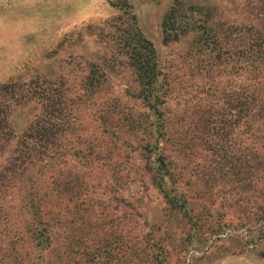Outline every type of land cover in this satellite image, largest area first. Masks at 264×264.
Returning <instances> with one entry per match:
<instances>
[{
  "label": "trees",
  "instance_id": "1",
  "mask_svg": "<svg viewBox=\"0 0 264 264\" xmlns=\"http://www.w3.org/2000/svg\"><path fill=\"white\" fill-rule=\"evenodd\" d=\"M14 1L0 0L8 15ZM60 1L51 0L48 13L37 9L28 20L41 24L52 43L43 56L56 59L65 35L58 38V26L75 13ZM220 2L168 0L157 44L131 0H107L103 13L110 16L98 24L82 20L98 9L71 19L82 20L71 33L78 40L89 39L90 30L105 43L110 38L111 56L88 60L85 72L72 75L45 71L46 80L57 82L38 92L33 120L11 105L22 75L0 84V264H172L189 250L203 254L183 264L206 258L210 236L184 192L177 158L191 149L197 131L220 136L223 149L240 123L246 132L264 125V0ZM2 22L8 29L5 24L19 20L9 15ZM115 63L127 76L119 95L110 86ZM200 102L209 105L206 114L198 113ZM129 157L138 162L133 177L145 178L163 199L162 223L170 233L157 239L161 229L154 231L139 213L135 219L148 231L127 233L111 205L125 204L119 168ZM108 189L117 192L109 197ZM172 222L180 225L178 241ZM254 230L264 241V217L247 235ZM259 254L264 258V247Z\"/></svg>",
  "mask_w": 264,
  "mask_h": 264
},
{
  "label": "rangeland",
  "instance_id": "2",
  "mask_svg": "<svg viewBox=\"0 0 264 264\" xmlns=\"http://www.w3.org/2000/svg\"><path fill=\"white\" fill-rule=\"evenodd\" d=\"M106 1L61 0L60 2L75 11L71 19L80 18L92 10L98 9L99 12L102 10V13H90L82 19L87 22L94 20L93 22L98 24L106 16H110V12L109 14L103 13ZM229 1L221 0L220 3L226 6ZM50 2L51 0H43V2L41 0L14 1L9 15L18 19L19 23L5 24L8 29L4 27L2 21L9 15L5 12V2H0V84L7 82L10 77L22 75L23 78L13 88L15 99L11 105L17 106V109L20 110L25 111L26 109L32 120L39 113L38 106H36L38 92L46 85L49 86L48 83L55 79L50 77L51 79L46 80L43 75L45 71H50L52 74L60 72L66 76L72 75L81 70L85 72L88 60L96 61L98 56L101 57L105 54L111 56L112 42H109L110 38L105 43L106 37L101 38V34L99 36L97 30H90L92 35L89 36V39L87 37L86 40L82 39L83 41L78 40L76 35L72 36L71 33L75 29L74 24L81 19L78 21L70 19L58 26L56 31L58 38L65 35L62 36L61 46L64 50L59 52L57 59L55 56H43L50 49L52 43L48 36H43L41 33V24L28 20L37 9L48 13ZM131 2L141 26L150 32L155 43L159 42V32L157 31L159 17L168 0H131ZM93 14H95L94 17H92ZM166 51L168 49L160 50L163 56H171ZM175 55L178 56V54L172 56ZM110 68L113 77L110 80L112 93L113 95L123 94L126 87V73H124L123 67L117 63L113 67L111 65ZM40 70L42 71L40 72ZM55 81L57 82V79L53 82ZM191 85L204 88V84L197 79H192ZM26 102H29L28 107H26L28 104ZM200 104L198 107L201 109L198 113L206 114L209 105L205 102H200ZM22 105L26 106L21 108ZM195 119L199 124L201 123L198 115ZM245 127L244 123H240L238 129L236 128L235 131L227 135L224 140L226 146L223 149L220 148L223 144L220 141V136H213L211 139L212 132L202 135L197 131L192 134L191 149L181 152L177 158L179 180L184 192L195 206L202 230L207 236H210L208 245H212L209 250L206 249L204 252L206 258L204 257L199 264H264V258L259 254L263 250L264 241L258 240L259 233L257 231L254 230L250 236L246 231L247 229H257L264 217V125L256 131L255 128H251L248 132ZM215 149L226 153L227 157H223L222 153L220 156ZM137 165L138 162L129 157L119 168L123 179L118 192H121V196L126 199L125 204L127 202L129 205L126 206L123 203H121L122 205L114 203L111 205L119 211L117 214L124 222L127 233L130 229L132 234H135L136 231L139 234L142 231L144 233L148 231L147 226L143 227L142 220L135 219V214L139 213L141 219L146 220L150 227L155 228L154 231L158 228L161 229L155 232L157 239L159 234L166 230L165 225H168L162 223L163 199L145 178L135 179L133 177L132 174L137 169ZM127 174L130 177L126 178ZM105 188L104 182L100 193H103ZM107 191L109 197L117 192L115 189L112 192H109L110 189ZM248 219L250 220L249 224ZM170 228L173 232L172 237L178 241L180 225L172 222ZM165 232L170 233V231ZM164 244H167V240H164ZM202 254L195 250H189L187 254L179 252L177 256L173 257L172 264H183L184 259L189 260L191 255L199 257Z\"/></svg>",
  "mask_w": 264,
  "mask_h": 264
}]
</instances>
